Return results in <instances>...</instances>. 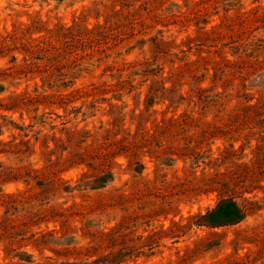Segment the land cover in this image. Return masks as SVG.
I'll return each instance as SVG.
<instances>
[{
	"label": "rangeland",
	"instance_id": "1",
	"mask_svg": "<svg viewBox=\"0 0 264 264\" xmlns=\"http://www.w3.org/2000/svg\"><path fill=\"white\" fill-rule=\"evenodd\" d=\"M0 264H264V0H0Z\"/></svg>",
	"mask_w": 264,
	"mask_h": 264
},
{
	"label": "trees",
	"instance_id": "2",
	"mask_svg": "<svg viewBox=\"0 0 264 264\" xmlns=\"http://www.w3.org/2000/svg\"><path fill=\"white\" fill-rule=\"evenodd\" d=\"M226 207H229L228 205L223 204L218 209L213 210L210 212L205 219L207 220L208 224L211 225H217L219 222L218 219H222V222H229L231 220L232 212L227 209Z\"/></svg>",
	"mask_w": 264,
	"mask_h": 264
}]
</instances>
